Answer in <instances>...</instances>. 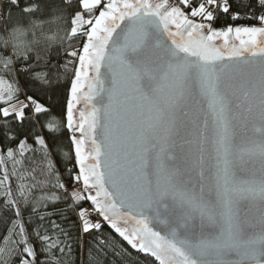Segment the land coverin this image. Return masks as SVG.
I'll return each instance as SVG.
<instances>
[{
  "label": "snow or ice",
  "instance_id": "obj_1",
  "mask_svg": "<svg viewBox=\"0 0 264 264\" xmlns=\"http://www.w3.org/2000/svg\"><path fill=\"white\" fill-rule=\"evenodd\" d=\"M65 225L264 264V0H0V264H64Z\"/></svg>",
  "mask_w": 264,
  "mask_h": 264
},
{
  "label": "trees",
  "instance_id": "obj_2",
  "mask_svg": "<svg viewBox=\"0 0 264 264\" xmlns=\"http://www.w3.org/2000/svg\"><path fill=\"white\" fill-rule=\"evenodd\" d=\"M66 230L70 232V239L68 243L72 245V252L65 256L64 264H148L147 259L142 257L141 254H137L134 250H129L128 253H124L119 247V243L116 242V249L120 252L119 255L114 254L112 248H108L107 254L97 253L96 241L88 240L85 238L83 247L77 241L79 230L76 227L65 225ZM110 230L105 228L103 230L104 235L100 238H105L106 234ZM111 239L110 237H107ZM125 247H127L125 245Z\"/></svg>",
  "mask_w": 264,
  "mask_h": 264
}]
</instances>
